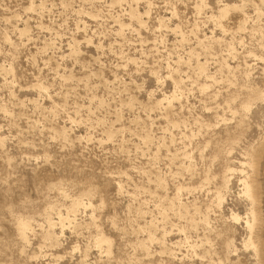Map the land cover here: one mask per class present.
Wrapping results in <instances>:
<instances>
[{"label": "rangeland", "instance_id": "rangeland-1", "mask_svg": "<svg viewBox=\"0 0 264 264\" xmlns=\"http://www.w3.org/2000/svg\"><path fill=\"white\" fill-rule=\"evenodd\" d=\"M0 264H264V0H0Z\"/></svg>", "mask_w": 264, "mask_h": 264}, {"label": "bare ground", "instance_id": "bare-ground-1", "mask_svg": "<svg viewBox=\"0 0 264 264\" xmlns=\"http://www.w3.org/2000/svg\"><path fill=\"white\" fill-rule=\"evenodd\" d=\"M233 216V215H232ZM233 218V221H238V217H236V216H233L232 217ZM61 221V220H60ZM248 224V222H246V225Z\"/></svg>", "mask_w": 264, "mask_h": 264}]
</instances>
